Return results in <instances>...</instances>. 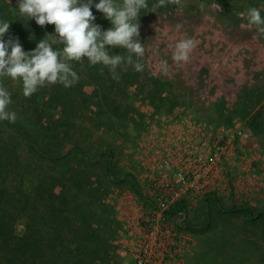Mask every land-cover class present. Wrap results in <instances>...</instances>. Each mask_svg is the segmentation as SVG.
I'll return each instance as SVG.
<instances>
[{
    "label": "trees",
    "instance_id": "1",
    "mask_svg": "<svg viewBox=\"0 0 264 264\" xmlns=\"http://www.w3.org/2000/svg\"><path fill=\"white\" fill-rule=\"evenodd\" d=\"M233 1L181 0L177 4L169 0L166 6L153 12L152 6L158 0H147L148 8L139 13L140 40L145 39V25L150 16L172 15L187 2L192 8L199 4L209 6L230 28L256 31L254 27L248 28L247 20ZM241 1L259 8L264 17V0ZM98 2L93 0L91 8L96 17L94 23L107 30L112 25L94 7ZM17 7L18 2L0 0V21L10 23L4 41L18 38L28 52L51 34L46 39L53 49L63 47L54 43L57 39L54 25L39 26L34 19L19 16L14 11ZM108 51L127 55L121 47ZM70 63L79 77L77 83L71 87L46 84L30 97L23 95L20 82L12 89L7 87L11 78H0V84L11 93L8 110L17 114L15 123L0 121V264H94L88 258L94 252L91 239L95 231L90 220L81 218L84 215L93 218V206L111 188L116 150L106 137L125 134L129 125L141 124L137 119L140 111L122 97L133 87L156 108L167 106L171 111L178 104L175 95L167 100L169 82L147 71L144 57V71L122 65L117 69L118 81L112 79L107 67L99 63L91 66L87 58ZM145 80L149 83L146 89ZM68 144L72 147L66 149ZM26 177L30 180L28 188L24 185ZM236 207L245 208L248 213L252 210L245 205ZM178 210L188 212L185 205L173 212ZM257 213L264 218V209ZM22 217L26 231L17 235L14 226ZM79 225L83 227L79 229ZM83 253L87 256H82Z\"/></svg>",
    "mask_w": 264,
    "mask_h": 264
},
{
    "label": "rangeland",
    "instance_id": "2",
    "mask_svg": "<svg viewBox=\"0 0 264 264\" xmlns=\"http://www.w3.org/2000/svg\"><path fill=\"white\" fill-rule=\"evenodd\" d=\"M187 3L181 4L172 15H153L146 22L142 43L146 49L147 71L169 82L167 100L175 95L178 104L171 111L167 106L156 108L133 87L122 97L140 111L137 119L141 124L129 125L125 134L106 137L116 150L112 158L111 188L93 206V218L89 219L88 215L81 218L90 220L95 231L91 239L94 252L88 258L94 264H133L131 257L120 252L119 235L122 219L135 214L141 203H147L146 193L135 180L134 156L139 141L152 138L158 141L161 135L157 134L168 128V124L192 125L194 121H201L212 132L224 126L237 143L232 167L260 153L254 163L257 169L264 168V36L251 29L230 28L209 6L204 5L201 11L200 4L192 8ZM233 3L239 13L250 7L241 0ZM177 25L181 26L179 30ZM181 38H192L196 47L189 62L177 66L168 45ZM160 60L168 61V76L156 70ZM17 83L11 79L7 87L15 89ZM144 86V89L149 87L148 81L145 80ZM71 147L68 144L66 149ZM29 184L26 177L25 187ZM239 205L252 210L248 213L247 209L236 207ZM186 207L188 212L182 219L193 235L194 246L181 263L171 264H264V218L257 213L264 209V185L252 199L243 202L202 195ZM82 227L79 225V229ZM14 231L17 235L25 233L23 217L16 221Z\"/></svg>",
    "mask_w": 264,
    "mask_h": 264
},
{
    "label": "built area",
    "instance_id": "3",
    "mask_svg": "<svg viewBox=\"0 0 264 264\" xmlns=\"http://www.w3.org/2000/svg\"><path fill=\"white\" fill-rule=\"evenodd\" d=\"M168 125L178 126L181 133L176 141L168 134L158 141H139L134 156L135 180L146 193L147 203L122 219L119 235L120 252L131 257L133 264L181 263L192 251L193 235L182 219L186 213L173 212L174 208L188 206L202 195L243 202L264 185V168L259 170L254 163L260 153L232 167L237 143L224 126L212 132L201 121Z\"/></svg>",
    "mask_w": 264,
    "mask_h": 264
},
{
    "label": "clouds",
    "instance_id": "4",
    "mask_svg": "<svg viewBox=\"0 0 264 264\" xmlns=\"http://www.w3.org/2000/svg\"><path fill=\"white\" fill-rule=\"evenodd\" d=\"M167 2L169 0H158L152 6L153 12L157 7L166 6ZM170 2L179 4L181 0ZM92 7L93 0H18L14 11L28 20L34 19L39 26L54 25L57 37L54 43L63 47L54 50L46 39L49 34L37 43L34 50L25 52L18 38L4 41L10 23L0 21V78L20 82L23 95L30 97L46 84L73 86L79 77L70 62L84 58L91 66L99 63L107 67L112 79L117 81L120 78L117 69L122 65L131 66L137 72L144 71L146 49L140 40L139 13L148 8L147 0H99L94 7L111 22L112 27L107 30L94 23L96 17ZM204 7L200 5L201 11ZM241 16L247 20L248 28L254 27L264 36V17L259 8L249 7ZM180 27L177 25V30ZM117 47L126 49L127 55L109 53L108 48ZM168 47L172 61L179 66L189 62L196 43L192 38H181L169 43ZM153 54L157 55V50L153 49ZM156 70L168 76V61L160 60ZM11 102V93L0 84V121L16 122V112L8 110Z\"/></svg>",
    "mask_w": 264,
    "mask_h": 264
},
{
    "label": "crops",
    "instance_id": "5",
    "mask_svg": "<svg viewBox=\"0 0 264 264\" xmlns=\"http://www.w3.org/2000/svg\"><path fill=\"white\" fill-rule=\"evenodd\" d=\"M168 126V125H166ZM178 126H169L168 128L162 129L160 130V132L157 134L158 136L160 135H165L168 134V136L170 137V139H173L176 141V139H178L179 135H180V131L177 129ZM183 132H185V135H188L189 132L188 130H184ZM199 148V147H198ZM200 148L202 149L203 146H200Z\"/></svg>",
    "mask_w": 264,
    "mask_h": 264
}]
</instances>
